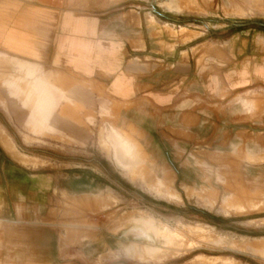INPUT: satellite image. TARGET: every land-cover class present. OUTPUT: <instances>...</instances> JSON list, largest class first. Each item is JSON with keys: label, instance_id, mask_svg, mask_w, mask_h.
<instances>
[{"label": "crops", "instance_id": "obj_1", "mask_svg": "<svg viewBox=\"0 0 264 264\" xmlns=\"http://www.w3.org/2000/svg\"><path fill=\"white\" fill-rule=\"evenodd\" d=\"M232 8L245 11V2L0 0V59L29 76L11 69L10 78L0 85V100L6 101L7 83L27 79L35 102L25 125L33 134L58 133L84 145L85 130L57 112L63 103H93L80 88L65 92L50 76L60 72L93 82L117 106L120 121L144 137L151 157L173 175V186L188 187L190 173L178 170L187 155L186 165L197 166L191 155L197 151L229 160L223 156L235 154L243 144L245 159L264 161V20L235 17ZM239 99L253 106L250 114ZM98 113L107 114L108 109L100 104ZM85 121L94 124L92 117ZM12 128L0 108V264H87L101 252H113L117 239L107 234L79 247L62 218L69 197L103 191L96 173L92 177L64 164L38 167L36 157L19 152ZM99 145L124 178L138 180L156 198L181 201L127 131L107 124ZM146 166L154 176L152 184L146 181ZM257 174L263 175L264 168ZM216 180L224 184L218 174ZM104 187L106 202L116 206L114 190ZM242 196L250 197L244 191ZM238 199L223 195L218 212L230 216L263 205H243ZM200 202L209 210L215 204ZM75 203L84 208L82 201ZM79 211V216L85 214ZM150 232V226L137 222L127 236L150 246ZM101 241L105 247H95Z\"/></svg>", "mask_w": 264, "mask_h": 264}, {"label": "rangeland", "instance_id": "obj_2", "mask_svg": "<svg viewBox=\"0 0 264 264\" xmlns=\"http://www.w3.org/2000/svg\"><path fill=\"white\" fill-rule=\"evenodd\" d=\"M233 1L230 0V5H233ZM243 1L246 10L232 8L231 15L238 18L260 17L264 20V0ZM11 67L12 71H15L14 64ZM11 69L0 59V85L10 78ZM15 72L24 76L22 71ZM50 77L65 92L75 87L80 88L83 96H87L93 103L92 107L79 101L73 104L63 103L57 112L65 121L85 130L82 134L85 138L84 145L58 133L33 134L31 128L25 125L30 104L35 100L30 93L27 79L11 80V84L7 83V90L11 92L9 95L6 88L2 87L6 91V96L3 97L6 101L0 100V108L14 127L10 130L16 139L19 152L36 157L38 167H50L53 164L79 167V171L92 177L95 176L93 173H96L97 182L103 185V191H91L83 196L69 197L70 206L65 209L67 212L62 214L64 224L70 228L68 234L74 237V242L79 244V247L96 242L94 238L97 235L99 238L103 234L116 237L113 252H101L87 264H264V174H257L260 171L263 173L264 161L245 159L246 148L243 151V144L235 154L227 152L223 156H230L229 160H220L221 154L197 151L191 155L198 165L187 166V155L181 160V168L178 170L180 172L185 168V171L190 173L187 177L188 187L180 184L173 186V175L166 174L158 164L159 161L151 157L144 137L120 121L117 106L111 102L104 90L93 82L82 81L65 73L53 72ZM36 87L41 88L40 81H37ZM38 99L40 100V96ZM237 102L239 105L245 104L246 114L252 112L253 106L249 102L241 99ZM100 104L108 109L107 114L99 115ZM86 116L94 118L92 126L85 121ZM107 124L122 128L137 141L152 167L159 168V171L164 173L157 176L165 177L171 182L169 187L179 194L180 202L156 198L144 190L138 180L130 182L122 176L109 160V156L106 157L100 149V132ZM106 137L109 140V132ZM262 156L264 157V151ZM149 170L150 166L144 167L146 181L152 184L154 176ZM247 170L251 173V176H247L248 179ZM74 172L76 171H71ZM217 174L224 184L217 182ZM253 178L258 179L256 183L251 182L250 179ZM104 186H110L114 190L112 195L117 200L116 206L106 202L108 189ZM242 191L250 197L244 199ZM229 193L239 198L240 204L263 201V205L257 210L247 208L246 213L224 216L218 210L222 196ZM201 199L214 201V207L211 210L203 207L200 204ZM75 201H82L84 208H76ZM99 201L108 207L102 208V204L98 205ZM94 202L95 207L90 208ZM78 211H85V214L79 216ZM137 222L150 226L156 236V240L149 241L150 246L127 236L132 231V224ZM153 234L150 232L151 238ZM98 246L105 247L104 242L95 245Z\"/></svg>", "mask_w": 264, "mask_h": 264}, {"label": "bare ground", "instance_id": "obj_3", "mask_svg": "<svg viewBox=\"0 0 264 264\" xmlns=\"http://www.w3.org/2000/svg\"><path fill=\"white\" fill-rule=\"evenodd\" d=\"M135 230H138V229H135ZM141 231L139 230V233H140ZM211 233V232H210ZM211 235V234H210ZM152 240V238L150 237V239H149V241H151Z\"/></svg>", "mask_w": 264, "mask_h": 264}]
</instances>
